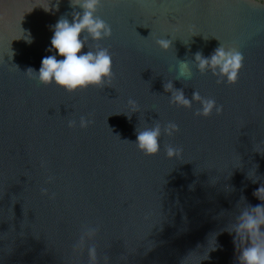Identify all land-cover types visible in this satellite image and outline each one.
Instances as JSON below:
<instances>
[{
    "label": "water",
    "instance_id": "obj_1",
    "mask_svg": "<svg viewBox=\"0 0 264 264\" xmlns=\"http://www.w3.org/2000/svg\"><path fill=\"white\" fill-rule=\"evenodd\" d=\"M82 12L0 0V264H90L93 248L96 264H238L243 214L264 205V0H101L111 36L82 51L108 49L111 83H40L27 70L54 54L52 26ZM220 45L243 55L234 84L198 69L196 54ZM196 93L221 113L197 115ZM157 125L159 151L146 155L137 133ZM170 146L182 151L169 158Z\"/></svg>",
    "mask_w": 264,
    "mask_h": 264
},
{
    "label": "clouds",
    "instance_id": "obj_2",
    "mask_svg": "<svg viewBox=\"0 0 264 264\" xmlns=\"http://www.w3.org/2000/svg\"><path fill=\"white\" fill-rule=\"evenodd\" d=\"M100 2L101 0H70V7L82 9V15L77 14L71 22L62 17L52 26L54 32L51 38V49L54 50V54L41 60V67L38 71L29 68L27 72L34 74L40 83L46 85L54 83L67 92H75L90 86L110 84L113 77V62L108 49L97 47L82 51L87 46L88 37H91L93 41H100L111 36L110 25L96 15ZM42 8L46 12L51 11L49 4L48 7ZM83 33H87V35L82 36ZM21 37L27 43H32L30 32L22 31L18 39ZM157 43L167 50L171 42L159 40ZM57 57H63V59ZM195 59L198 62V69L201 72L211 70L218 77V83H236L238 73L243 66L242 53L235 48H225L222 45L215 49L210 58H204L200 53H197ZM186 69L187 65H182V75H190L185 71ZM166 88L171 90V84H168ZM195 99L201 104V109L198 110L197 115H209L213 109L217 114L222 111V106L217 105L215 100L204 99L200 97L199 93L195 94ZM172 102L178 106L190 107V102L184 98L180 91L173 94ZM91 123L90 119L83 116L79 119L80 128H86ZM75 126L76 121L70 120L68 122L69 128ZM178 130L176 124L169 123L163 131L164 134L171 136ZM160 136L161 128L157 125L154 128L138 132L135 144L146 155H155L160 148ZM180 151L182 149L170 146L167 149V156L172 158ZM51 180L52 178L49 177V182ZM41 193L47 195V188H42ZM255 194L259 198H264V187H260ZM50 198H54V194ZM253 212L255 214H243V223L240 227L247 230L251 239L248 245L240 251L238 264H264V231H261V225L264 224V205L255 206ZM96 261V251L94 248L90 249V264H96Z\"/></svg>",
    "mask_w": 264,
    "mask_h": 264
}]
</instances>
